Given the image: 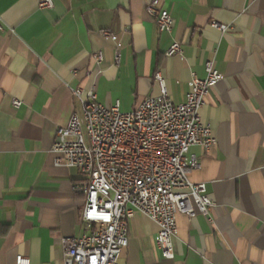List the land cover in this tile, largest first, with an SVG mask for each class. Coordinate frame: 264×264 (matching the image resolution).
Wrapping results in <instances>:
<instances>
[{"label":"crops","instance_id":"crops-1","mask_svg":"<svg viewBox=\"0 0 264 264\" xmlns=\"http://www.w3.org/2000/svg\"><path fill=\"white\" fill-rule=\"evenodd\" d=\"M53 1L43 10L39 0H0V264H64V240L86 233V178L52 151L58 129L82 112L74 91L129 113L159 97L160 73L179 105L208 61L224 77L200 111L217 145L191 149L199 168L189 178L206 185L212 221L178 215L168 261L158 226L137 213L121 264H264V0H159L171 33L148 14L152 0ZM174 42L182 53L167 57Z\"/></svg>","mask_w":264,"mask_h":264},{"label":"built area","instance_id":"built-area-1","mask_svg":"<svg viewBox=\"0 0 264 264\" xmlns=\"http://www.w3.org/2000/svg\"><path fill=\"white\" fill-rule=\"evenodd\" d=\"M159 4L152 0L147 12L160 32L171 33L173 18ZM53 7V0H39L40 9ZM211 26L222 33L232 29L218 22ZM181 53L182 45L174 42L166 56ZM94 59L101 63L103 55ZM206 72L204 80L193 77L179 105L172 102L164 77L157 73L159 97L146 99L129 113L118 105L109 109L100 104L94 91L73 92L82 112H74L68 125L58 129L52 151L58 155L57 165L78 169L86 178L80 190L85 196L81 220L86 233L64 240V264H121L129 246V222L137 213L158 226L156 244L168 261L175 258L178 215L193 219L201 214L212 221L214 204L206 185L189 178L199 168L191 149L209 151L217 145L200 111L224 77L213 61L206 63ZM13 105L19 109L22 104L16 100ZM15 264L31 261L18 256Z\"/></svg>","mask_w":264,"mask_h":264}]
</instances>
